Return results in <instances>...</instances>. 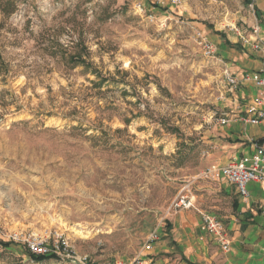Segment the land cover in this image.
I'll use <instances>...</instances> for the list:
<instances>
[{"label": "rangeland", "instance_id": "374dc122", "mask_svg": "<svg viewBox=\"0 0 264 264\" xmlns=\"http://www.w3.org/2000/svg\"><path fill=\"white\" fill-rule=\"evenodd\" d=\"M248 10L244 0H0V264H34L33 244L62 258L42 264L141 257L181 190L203 193L196 177L221 126L227 89L195 34L248 30Z\"/></svg>", "mask_w": 264, "mask_h": 264}, {"label": "crops", "instance_id": "0c3cea01", "mask_svg": "<svg viewBox=\"0 0 264 264\" xmlns=\"http://www.w3.org/2000/svg\"><path fill=\"white\" fill-rule=\"evenodd\" d=\"M244 2L253 9L252 15L248 10L241 17L244 24H250V29L237 28L216 34L209 31L206 35L215 47L217 58L237 79L238 85L219 103L218 115L227 122L213 130L211 148L203 166L206 169H201L196 177V192L203 193H192L189 187L193 208L176 211L167 218L151 250H143L141 257L131 264H264V183H248L247 196L242 197L219 174L206 173L211 166L223 167L234 160L252 165L259 147L263 149L259 167L264 169V120L256 125L243 121L256 118L264 110V105L254 103L255 99L264 97V91L254 83L256 77H264V0ZM255 25L260 27L259 49L252 43L242 42L251 35ZM216 65L221 71V64L216 62ZM250 107L256 108L254 114H248ZM204 213L222 224L229 240L227 251L212 236L200 231Z\"/></svg>", "mask_w": 264, "mask_h": 264}, {"label": "built area", "instance_id": "2783aa9c", "mask_svg": "<svg viewBox=\"0 0 264 264\" xmlns=\"http://www.w3.org/2000/svg\"><path fill=\"white\" fill-rule=\"evenodd\" d=\"M260 31V27L255 25L251 29V35L247 36V38H243L242 42L244 44L252 43L255 49H259L260 47V40L257 38V34ZM196 40L198 41L199 47L202 50L203 56L211 60L212 62H217L221 64V85L226 88V93H232L238 85L237 79L229 72L228 68L217 58L215 47L208 42L206 37L201 34L200 32L195 34ZM254 83L258 88H261L264 91V77H256L254 79ZM255 105H264V97L257 98L254 100ZM256 112L255 107H250L248 109V114H254ZM216 115L213 114V117ZM260 120H264V110L258 112L256 114V118H245L243 120L245 123H250L256 125L259 123ZM221 124H225L226 118L222 117L219 119ZM263 153V149L261 147L257 148V154L252 158V165H247L244 161L234 160L231 161L229 164L223 167H215L211 166L206 173H217L222 178H224L229 184H232L236 187L238 193L242 197L247 196L246 192V185L250 182L256 183H264V169L259 167V164L262 162L261 155ZM189 184L186 185L182 190L177 199L172 204V208L175 211L179 210H190L193 208V199L190 196V189ZM200 231L212 236L215 241L220 245L223 251H227L229 248V240L224 232V228L222 224L217 221L214 217L210 216L209 214H202L201 215V224H200ZM158 234L156 231L152 232L143 247V250L150 251L152 248V244L157 241ZM67 242L61 241L58 248L61 251H66ZM33 254H45V253H54L58 256L55 250H41L37 247V245H30L28 249ZM69 256V252H67ZM72 257V256H71ZM73 258V257H72ZM87 257L85 256L82 258L81 262L85 263Z\"/></svg>", "mask_w": 264, "mask_h": 264}, {"label": "trees", "instance_id": "16d2710c", "mask_svg": "<svg viewBox=\"0 0 264 264\" xmlns=\"http://www.w3.org/2000/svg\"><path fill=\"white\" fill-rule=\"evenodd\" d=\"M13 5V4H12ZM70 64L72 65H76L79 64L81 66H84L85 69H88V65L86 64V62H83L81 60L80 56H73L70 58ZM1 245L8 247L10 244L9 243H1ZM28 258L31 262H33L34 264H42L45 262H48L50 260H59L62 259L59 256H57L54 253H45V254H33L28 250Z\"/></svg>", "mask_w": 264, "mask_h": 264}, {"label": "bare ground", "instance_id": "6f19581e", "mask_svg": "<svg viewBox=\"0 0 264 264\" xmlns=\"http://www.w3.org/2000/svg\"><path fill=\"white\" fill-rule=\"evenodd\" d=\"M82 232L83 231H82L81 227L78 226L77 227V230H76V234H82Z\"/></svg>", "mask_w": 264, "mask_h": 264}]
</instances>
